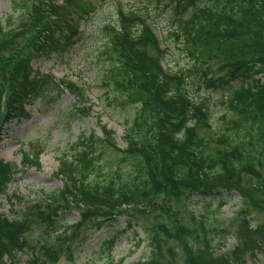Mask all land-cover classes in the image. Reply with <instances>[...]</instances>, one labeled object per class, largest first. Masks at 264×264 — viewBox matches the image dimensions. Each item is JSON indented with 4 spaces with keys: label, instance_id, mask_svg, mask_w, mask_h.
<instances>
[{
    "label": "trees",
    "instance_id": "obj_1",
    "mask_svg": "<svg viewBox=\"0 0 264 264\" xmlns=\"http://www.w3.org/2000/svg\"><path fill=\"white\" fill-rule=\"evenodd\" d=\"M9 1L16 15L0 19L5 122L27 117L21 106L44 101L51 90L69 91L77 113L89 115V109L79 108L84 100L73 84L63 86L36 73L31 63L73 44L79 22L93 13L90 6L81 0ZM173 12L195 61L189 72L195 89L201 90L203 82L220 93L219 121L213 123L207 99L188 92L183 71L164 69L165 51L146 8H116L114 25L104 27L111 67L103 82L118 93L114 101L134 106L123 123L124 147L105 125L99 127L101 136L81 134L71 154L58 159L55 176L61 188L25 206L12 220L0 214V264H14L36 232L44 236L42 257L29 255L24 264H55L63 253L70 255L69 240L81 227L99 231L115 219L114 210L124 207L137 210L134 227L150 248L146 261L133 264H177V248L185 254L184 264H238L247 253L264 255V223L252 224L249 218L264 215V0H180ZM208 60L217 61L216 78L210 65L204 66ZM22 157L38 160L39 154ZM20 172L0 160V195ZM234 192L239 207L231 218L221 219L220 209ZM182 199L208 200L204 212L215 200L216 215L196 225ZM69 207L85 210L74 226L61 229ZM130 228L131 221L104 242L108 251ZM230 238L233 245L227 248Z\"/></svg>",
    "mask_w": 264,
    "mask_h": 264
},
{
    "label": "rangeland",
    "instance_id": "obj_2",
    "mask_svg": "<svg viewBox=\"0 0 264 264\" xmlns=\"http://www.w3.org/2000/svg\"><path fill=\"white\" fill-rule=\"evenodd\" d=\"M81 1L86 7L88 4L93 13L79 22V36L75 38V42L61 54L37 59L32 62L31 67L36 73L48 74L56 81H61L63 86L68 83L73 84L84 100L79 108L89 109V115L83 117L77 113L78 107H74L76 99L69 91L56 94L51 90L44 94V101L37 100L34 104L25 106L24 112L28 117L12 120L2 126L0 159L15 164L21 171L7 186L5 195H0V214L10 220L25 206L40 200L44 194L61 188V181L55 176L58 158L70 153L72 145L81 134L88 135L93 131L97 136H101L99 127L105 125L114 132L117 144L124 147L120 140L123 123L134 106L129 105L125 100L114 101L113 96L118 93L111 84L103 82L106 70L111 67L108 61L111 56L105 51L107 39L104 27L114 25L116 8H121L123 11L133 7L146 8L150 17V27L165 51L164 69L177 74L180 70L184 72L188 92L195 98L207 99L214 124L222 116L223 106L220 104L219 91L207 88L202 82V85L200 84L202 89L197 92L193 85L195 76L189 74L195 61L185 49L188 45L184 44L180 35L179 21L173 12V5L180 0ZM11 15L16 14L11 10L10 1L0 0V19L4 21ZM22 44L23 42L19 43ZM208 65L214 72L213 78H216L217 61L208 60L204 66ZM234 85L237 83L235 82ZM35 152L40 155L38 160L29 157L24 161L22 154ZM238 202V194L230 193L227 203L220 209L219 217L231 218L239 207ZM181 203L189 204L188 209L195 217L196 225L198 221H207V216L216 215L215 200L211 201L208 212H204L208 200H192L190 203L182 199ZM84 210V208L69 207V213L65 215L61 229L74 226ZM114 211L112 214L115 219L105 223L99 231L93 232L91 228L81 227L74 238L71 237L69 240L70 255L67 252L63 253L55 264H108L109 262L119 264L120 261L122 264H133L146 261L150 248L144 235L134 227L133 217H136L137 210L124 207ZM249 218L252 224L264 223V215L251 213ZM130 221L133 228L126 229L127 231L118 237L113 249L108 251L104 242L125 229ZM43 238L44 236H40L37 232L29 236L28 248L17 255L13 263L24 264L29 255L41 258ZM138 240L141 242L137 246ZM231 245L233 241L230 238L226 242V247L229 248ZM175 254L177 264H184L183 250L177 248ZM247 254L240 257L237 263L264 264L262 253Z\"/></svg>",
    "mask_w": 264,
    "mask_h": 264
},
{
    "label": "bare ground",
    "instance_id": "obj_3",
    "mask_svg": "<svg viewBox=\"0 0 264 264\" xmlns=\"http://www.w3.org/2000/svg\"><path fill=\"white\" fill-rule=\"evenodd\" d=\"M5 108H6V100H4V99H2V101H1V103H0V132L2 131V126H4L5 125V120L3 119V111L5 110ZM72 148V147H71ZM68 154V153H67ZM69 154H71V150H70V153ZM63 155H66V154H63ZM63 155H61V156H63ZM60 156V157H61ZM59 157V158H60ZM58 158V159H59ZM57 165H58V163H57Z\"/></svg>",
    "mask_w": 264,
    "mask_h": 264
}]
</instances>
